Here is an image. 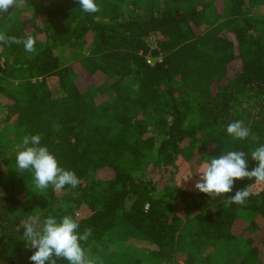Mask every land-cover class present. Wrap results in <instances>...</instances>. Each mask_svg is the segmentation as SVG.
I'll use <instances>...</instances> for the list:
<instances>
[{
	"label": "trees",
	"instance_id": "trees-1",
	"mask_svg": "<svg viewBox=\"0 0 264 264\" xmlns=\"http://www.w3.org/2000/svg\"><path fill=\"white\" fill-rule=\"evenodd\" d=\"M95 2L99 11L85 13L76 0H27L0 18V32L36 40L31 53L0 43V264H32L22 227L30 214L71 215L81 233L91 228L82 246L96 264H237V254L240 264H264V190L242 205L223 198L254 181L211 198L146 172L174 176L187 163L197 174L205 159L233 150L256 166L264 0ZM59 48L82 52L79 67L62 62ZM81 75L101 82L81 90ZM237 120L250 129L243 141L226 130ZM36 134L76 173V188L40 190L18 168V146ZM140 247L151 256L139 258Z\"/></svg>",
	"mask_w": 264,
	"mask_h": 264
},
{
	"label": "clouds",
	"instance_id": "clouds-1",
	"mask_svg": "<svg viewBox=\"0 0 264 264\" xmlns=\"http://www.w3.org/2000/svg\"><path fill=\"white\" fill-rule=\"evenodd\" d=\"M85 13H97L99 7L95 0H76ZM27 0H0V18H11L23 9ZM0 43L22 44L26 52H33L36 40L32 36L18 38L0 32ZM227 133L235 140L243 141L250 135V129L242 121H233L227 126ZM16 164L19 169L34 173L35 187L45 190L51 186L54 191L63 190L66 186L76 188L79 179L74 171L67 170L58 164L57 158L46 146L41 145V136L26 135L18 146ZM251 160L256 166L249 169V156L244 151H224L217 158L205 159L200 167L199 180L194 190L208 194L211 198L223 197L231 193L234 181L247 178L255 183L235 191L233 195L223 197L227 205L244 204L252 195L255 185L264 184V146L251 151ZM23 238L27 247L35 250L30 256L32 264H58L59 260L67 264H96L95 258L86 255L82 242L86 243L92 235L91 228L79 231L80 225L71 215L55 217L30 214L22 222Z\"/></svg>",
	"mask_w": 264,
	"mask_h": 264
},
{
	"label": "rangeland",
	"instance_id": "rangeland-1",
	"mask_svg": "<svg viewBox=\"0 0 264 264\" xmlns=\"http://www.w3.org/2000/svg\"><path fill=\"white\" fill-rule=\"evenodd\" d=\"M160 39H161V36L159 34H153L150 36L149 40L151 42L152 49H154L156 47V45L158 44V41ZM74 52L75 51H72V49H69V48L68 49H60V48L57 49V54L60 57V60L62 62H65L67 64H73V65L79 67L78 57H80L82 52L73 54ZM157 59L161 60L160 57L156 58V56H154V57L149 56L148 57V60L151 63ZM3 64H4V61L1 60L0 65L3 66ZM100 82H101V80L98 77H90V76H84V75H81L77 81L81 90H85V88H88L89 86L99 85ZM49 83H50V87H51L52 91L54 92V95L56 96L57 95V88H58L56 79L50 80ZM14 160H15V158H14ZM5 166L7 168H10L13 166V164L10 160L6 159L5 160ZM107 171H109V170H107ZM201 171L202 170L200 168L198 173L195 174L192 171L191 166L187 163H181L180 169L178 170V172L174 176L168 175L169 173H166L162 167H151L150 166L146 170L147 174L149 176L156 178V180L166 181L167 179H172L175 182H177L181 187L188 188L190 190H194V184L199 180V176L201 174ZM104 173L108 174L107 172H104ZM101 174H102V172H100L99 175H101ZM262 190H264V184L255 185L252 188V193H259ZM149 250H150L149 248L140 247L139 250L137 251V256L139 258L145 260L148 256L149 257L151 256V253L149 252ZM234 259H235V262L237 264H240L241 257L238 254L234 256Z\"/></svg>",
	"mask_w": 264,
	"mask_h": 264
},
{
	"label": "built area",
	"instance_id": "built-area-1",
	"mask_svg": "<svg viewBox=\"0 0 264 264\" xmlns=\"http://www.w3.org/2000/svg\"><path fill=\"white\" fill-rule=\"evenodd\" d=\"M157 48V45H156V47L154 48V49H156ZM150 62V61H149Z\"/></svg>",
	"mask_w": 264,
	"mask_h": 264
}]
</instances>
